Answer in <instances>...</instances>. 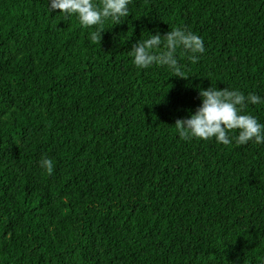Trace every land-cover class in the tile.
I'll list each match as a JSON object with an SVG mask.
<instances>
[{
    "label": "trees",
    "instance_id": "16d2710c",
    "mask_svg": "<svg viewBox=\"0 0 264 264\" xmlns=\"http://www.w3.org/2000/svg\"><path fill=\"white\" fill-rule=\"evenodd\" d=\"M58 13L0 0V264H264V143L174 127L198 89L264 97V0H131L98 43ZM176 27L205 47L182 78L132 64Z\"/></svg>",
    "mask_w": 264,
    "mask_h": 264
},
{
    "label": "clouds",
    "instance_id": "9594fccd",
    "mask_svg": "<svg viewBox=\"0 0 264 264\" xmlns=\"http://www.w3.org/2000/svg\"><path fill=\"white\" fill-rule=\"evenodd\" d=\"M131 0H47L48 11L59 10L62 16H74L82 28L88 30L92 43H98L100 34L105 30V22L120 24L129 15ZM128 51L132 64L138 69L153 66L166 67L177 77H183L178 62V52L196 63L205 52L203 39L183 27L168 30L163 35L145 32ZM199 106L187 118L177 119L174 123L179 139L188 141L213 139L221 145L236 143L245 145L254 142L264 143V124L245 108L264 102L253 92L247 94L236 88L217 90L214 86L198 89ZM42 169L51 173L52 160L47 156L39 160Z\"/></svg>",
    "mask_w": 264,
    "mask_h": 264
}]
</instances>
